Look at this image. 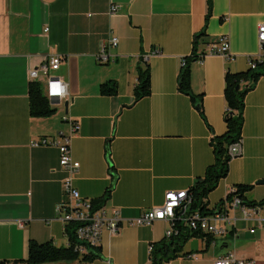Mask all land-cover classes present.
<instances>
[{"label":"crops","instance_id":"0c3cea01","mask_svg":"<svg viewBox=\"0 0 264 264\" xmlns=\"http://www.w3.org/2000/svg\"><path fill=\"white\" fill-rule=\"evenodd\" d=\"M112 4L119 12L109 13ZM207 0H0V261L27 256L31 239L67 246L64 222L56 206L66 199L59 148L34 146L42 138L62 141L72 133L73 157L80 162L74 185L83 197L100 198L112 184L110 158L117 181L105 206L119 208L123 218H137L161 206L170 190H189L213 163L211 139L226 130L224 78L227 70L249 68L260 52L259 25L264 0H213L205 36H195L206 24ZM48 29V30H47ZM110 34L119 38L109 49L111 61L97 54ZM227 35L231 59L206 54L191 64V86L203 94L206 121L191 98L180 92L183 60L195 49ZM51 56L62 58L51 74L67 83L69 95L52 103L50 117L29 113L31 70ZM143 56L148 61L142 60ZM150 65L151 94L135 101L138 67ZM117 81L116 96L100 94V85ZM243 143L232 158L229 174L207 198L213 207L237 184L252 185L248 198L264 199V75L245 98ZM231 216L240 217L238 210ZM168 221L152 225L125 224L117 233L105 229L102 256L92 264H149L151 243L165 237ZM238 227L214 244L193 240L190 256L170 264H214L228 252L264 261V227ZM196 249V251L194 250ZM60 261L43 264H78Z\"/></svg>","mask_w":264,"mask_h":264},{"label":"trees","instance_id":"16d2710c","mask_svg":"<svg viewBox=\"0 0 264 264\" xmlns=\"http://www.w3.org/2000/svg\"><path fill=\"white\" fill-rule=\"evenodd\" d=\"M213 0H207V13L205 16L206 24L201 32L195 36V45L206 34L205 29L212 12ZM198 58L192 55L188 58L186 66L181 68L178 77L179 91L188 95L193 104L197 107L199 114L206 121L203 109V94L196 95L191 86V64ZM264 75V62H258L256 68L249 67L242 71L227 70L224 78V98L226 102V111L224 115L226 130L223 134L215 135L211 139L213 147L214 161L211 163L203 176L196 179L195 183L188 190L191 200L190 209L200 210L203 214L210 213L207 198L218 187L220 181L229 174V164L232 160L230 148L242 139L243 127L245 122V98L253 90L260 78ZM118 93V84L116 80L109 79L100 85V94L103 96H116ZM151 94V72L150 65L145 63V67H138V80L134 88L135 101L147 97ZM57 112L44 93L43 85L39 81H31L29 84V113L32 117H50ZM110 147L107 148V154L110 158V172L112 174V184L105 194L96 198L93 202L95 209L99 208L111 197V193L117 181L116 168L111 161ZM250 184H237L235 189L227 195L228 200L234 196L241 198L243 204L254 206L257 203L264 204V199L255 201L248 198L247 194L251 191ZM222 199L213 207L214 209L224 203ZM80 226L77 222H72L65 228L69 244L67 246H57L53 241L39 242L31 239L27 246V256L21 260L26 264H43L60 261L73 262L78 260V264H92L96 259L102 256L100 246H88L87 252L80 253L77 245L82 244L78 240L77 229ZM176 232L170 237L152 242L149 251V264H170L173 260L190 256L193 251H184L185 245L192 238L206 239L207 244L213 240L208 233L192 230L183 224V221L176 219L173 224ZM0 264H6L0 261Z\"/></svg>","mask_w":264,"mask_h":264},{"label":"built area","instance_id":"2783aa9c","mask_svg":"<svg viewBox=\"0 0 264 264\" xmlns=\"http://www.w3.org/2000/svg\"><path fill=\"white\" fill-rule=\"evenodd\" d=\"M120 5L112 4L109 13L111 15L119 12ZM48 30V29H47ZM258 42L260 52L257 57L249 59V67L256 68L258 62H264V22L259 25ZM119 38L110 34L108 39L102 44L97 61L100 64H107L111 61L109 49L116 47ZM197 55L199 60L203 59L206 54H218L224 58L231 59L230 42L227 35L221 36L216 42L208 44L206 52H200L195 49L192 55ZM144 62L148 61L147 56H143ZM62 58L59 56H51L34 70H31L33 79L45 80L43 90L50 102L60 103L69 93L67 83L60 77L51 74V71L57 70L61 64ZM183 67L186 66L187 60H183ZM80 129L79 121L72 122V133L70 135H62V141L56 138H42L33 143L34 146L52 144L59 148L60 165L67 173V177L63 181L65 200L59 202L56 206L57 216L64 222L65 228L72 222L80 224L76 233L78 240L82 243L77 245L80 253L87 252L88 246L98 247L101 245L103 231L109 230L112 234L117 233L125 224L129 226H150L156 221H168L169 228L165 236L170 237L175 234L173 227L176 219L183 221V224L189 229L208 233L213 237L211 244L216 243L219 238H224L230 230L238 227L239 221H246L252 225L251 233H255L258 229L264 227V204L257 203L254 206L243 204L238 196H234L232 200H224V203L215 208L209 207L211 210L208 214H203L200 210H191V200L188 190H170L165 194V201L161 206H152L137 218H123L119 208H115L109 213L105 204L95 209L93 202L96 198L83 197L74 185V178L80 169V162L73 157L71 139L72 135ZM243 143L242 139L231 146L230 153L235 157L241 152ZM238 210L240 217L231 216L230 212ZM206 241V239H205ZM207 242V241H206ZM214 264H264V261L255 258L238 257L233 252H228L219 256Z\"/></svg>","mask_w":264,"mask_h":264},{"label":"rangeland","instance_id":"374dc122","mask_svg":"<svg viewBox=\"0 0 264 264\" xmlns=\"http://www.w3.org/2000/svg\"><path fill=\"white\" fill-rule=\"evenodd\" d=\"M199 238H192L191 240H189L188 242H187V244L185 245V247H187L189 244H190V242L191 241H193V240H198ZM194 250L196 251V249L194 248Z\"/></svg>","mask_w":264,"mask_h":264}]
</instances>
